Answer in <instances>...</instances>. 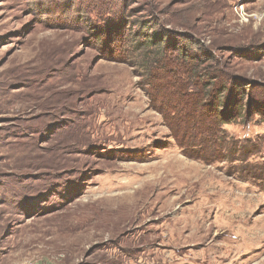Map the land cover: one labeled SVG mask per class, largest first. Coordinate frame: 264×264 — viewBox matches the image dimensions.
<instances>
[{"label": "rangeland", "instance_id": "obj_1", "mask_svg": "<svg viewBox=\"0 0 264 264\" xmlns=\"http://www.w3.org/2000/svg\"><path fill=\"white\" fill-rule=\"evenodd\" d=\"M168 37L213 57L198 72L220 110L242 98L233 122L186 131V154L147 95ZM177 161L167 196L113 225L99 198ZM0 264H264V0H0Z\"/></svg>", "mask_w": 264, "mask_h": 264}, {"label": "trees", "instance_id": "obj_2", "mask_svg": "<svg viewBox=\"0 0 264 264\" xmlns=\"http://www.w3.org/2000/svg\"><path fill=\"white\" fill-rule=\"evenodd\" d=\"M148 42L156 44L155 40ZM193 48L197 49L196 52L190 53L191 47L186 41L182 43L174 37L166 38L161 47L162 59L165 60H156L146 75L149 102L169 121L171 133L185 154L189 148L186 146L189 142L188 137H185L186 131L198 135L216 132L220 125L233 122L243 111L240 104L242 98L237 99V102L229 101V110H220L216 103L218 93L214 94L215 86L206 90V84L203 83L205 74L198 72L213 57L202 47ZM213 69L218 70L217 67ZM247 85L249 82L245 80H233V93L239 94V97H242L241 93L249 95L251 88ZM216 91L219 92L218 89ZM252 107L258 108V104H251L247 110ZM247 113L242 118L249 115Z\"/></svg>", "mask_w": 264, "mask_h": 264}, {"label": "bare ground", "instance_id": "obj_3", "mask_svg": "<svg viewBox=\"0 0 264 264\" xmlns=\"http://www.w3.org/2000/svg\"><path fill=\"white\" fill-rule=\"evenodd\" d=\"M180 161H177V163L174 164V165H170L169 163H165V164H161V163L158 164L157 163V164H150V165H146V166H137V165H135V167H133V168H134L135 173L138 174L137 178H135V179L134 178L133 179L132 178H128L124 183H121V188L124 189V191H121V192H119V193H117L115 195L108 196L107 198L104 197L105 199L103 197L99 198V200H105V202L111 203L113 205L114 211L117 212L118 216H117L116 220L113 222V225H116V226L119 225L118 227L124 226L127 223V221L132 218V216L135 214L136 210H139V207H141V206H143V205H145L147 203L151 204L156 198H162L165 195L167 196L168 189L171 188V183L173 182L172 177L176 176L177 178H180V175H179L180 171H185V167H184L185 165L183 166V162H180ZM183 176H184V173H183ZM183 176H182V178H183ZM206 186H207L206 189H210V188L214 189L215 187H218V185H215L214 183L207 184ZM156 189L158 190L156 192L157 194H155L154 197L151 198L152 194L150 195V193L151 192L154 193V191ZM220 189L224 193H226L225 189L222 186H220ZM204 191H205V188H201L198 192H199L200 195H203ZM216 193L217 192L212 191V195L215 196ZM204 195H207V194H204ZM149 197H150V200L148 199ZM171 201H172L171 198H166V199H164L162 201V204L160 205L159 210H158L162 215H164L163 212H165L166 210L169 209L170 203H172ZM238 203L236 201L235 202L233 201L232 204L229 203L231 206L229 208L227 206L226 209H228L229 211L231 210L232 212H228L229 214L224 215L223 216L224 219H229L231 216H233V214H234L233 212H236L235 210H237V208H239V204ZM203 206H205V205H203ZM148 214H149V212H148ZM190 214L192 215V213H190ZM185 219L183 221L186 222V224L187 223L188 224H195V222L197 221L198 217L196 215V216H193V217H186ZM215 220H218V218H216ZM258 221L261 222L262 218L256 220V222H258ZM179 222L182 223V220H180ZM225 224L226 223L223 222L221 224V226L224 227ZM161 225L163 227L164 233L167 234L168 229L171 227V225L168 222V218L165 219L163 224H161ZM236 225H237V223H236ZM180 226H181V224H180ZM196 227H197V225H196ZM168 234H169V232H168ZM170 234H171V232H170ZM255 236L256 235H255V232H253V228L252 227L249 229V231L246 234L242 235V234H240L238 232V234L236 236L237 238L239 237V240H240L238 251H240V249H247V248H249L251 246L254 247L257 244V242H258L257 238ZM163 242H161V243H163ZM228 255H230V254H228ZM220 259H222V257Z\"/></svg>", "mask_w": 264, "mask_h": 264}]
</instances>
